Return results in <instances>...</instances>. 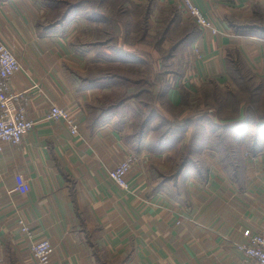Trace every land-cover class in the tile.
I'll use <instances>...</instances> for the list:
<instances>
[{
    "label": "crops",
    "instance_id": "obj_1",
    "mask_svg": "<svg viewBox=\"0 0 264 264\" xmlns=\"http://www.w3.org/2000/svg\"><path fill=\"white\" fill-rule=\"evenodd\" d=\"M58 1L64 0H0V40L21 65L12 89L25 93L26 116L37 122L21 143L0 151V264H37L31 244L43 237L54 246L53 264H245L237 244L264 225V145L242 147V179L205 148L204 170L176 185L159 180L166 156L143 148L123 189L109 173L135 153L127 140L131 119L106 114L125 107L146 83L150 90L132 98L148 92L182 106L211 85L230 86L237 64L264 81V35L246 27L264 16V0H193L222 32L202 29L186 13L198 31L180 71L155 47L124 41L112 51L111 19L59 11ZM126 4L146 6L148 14L154 5H177L124 1L117 8L124 32L127 14L140 16ZM127 65L142 74L116 69ZM52 105L67 109L77 132L64 118H47Z\"/></svg>",
    "mask_w": 264,
    "mask_h": 264
},
{
    "label": "rangeland",
    "instance_id": "obj_2",
    "mask_svg": "<svg viewBox=\"0 0 264 264\" xmlns=\"http://www.w3.org/2000/svg\"><path fill=\"white\" fill-rule=\"evenodd\" d=\"M124 1L126 3L129 0H64L58 1L56 6L59 11L73 9L92 17L105 14L114 22V26L107 28L111 31L107 36V46L109 45L112 51L118 46L123 47L124 41L130 46L147 45L146 49L155 47L161 52L169 68L180 71L188 46L197 34L196 24L177 5H154L149 11L152 19H149L150 14L146 6L139 8L137 5L126 4L127 12H136L140 16L136 18L135 15L127 14L124 32L119 26V23H123L122 18L117 16L118 5ZM155 8L157 14L153 18ZM262 21L264 23V20ZM118 34L121 45H118ZM133 51L135 52V49ZM141 51L148 53V50L143 48ZM116 69L126 75L143 72L140 68L128 65ZM141 88L149 91L151 86L149 83L137 86L131 91L132 96L128 100L130 102L127 101L125 107L117 111V108L111 110L106 115L117 113L119 118L126 116L131 119L127 140L131 143L136 157H139L138 152L143 148L166 156L163 166L166 168L160 171L159 180L170 185H176L179 180L185 181L190 172L204 170L201 160L205 148L218 141L215 135L230 142L228 140L233 137L230 133L233 132L227 127L244 124V121L239 119L244 117L245 110L253 117L264 114V81L250 78L244 69L235 71L230 86L211 85L201 96L182 106H171L162 96L159 101H154V95L148 92L142 93L139 98H132ZM144 100L152 103L144 106ZM250 127L252 128L248 135L242 138L246 142L245 146L255 139V125L251 124ZM235 145L238 148V145Z\"/></svg>",
    "mask_w": 264,
    "mask_h": 264
},
{
    "label": "built area",
    "instance_id": "obj_3",
    "mask_svg": "<svg viewBox=\"0 0 264 264\" xmlns=\"http://www.w3.org/2000/svg\"><path fill=\"white\" fill-rule=\"evenodd\" d=\"M185 13L192 17L195 22L205 30L213 34H220L221 29L209 18H207L200 7L193 0H173ZM199 53V47L194 48ZM20 61L15 53L0 40V151L5 145L19 144L26 133L31 131L36 121L26 116V99L24 92H17L12 89V79L20 69ZM47 118L59 120L66 119L69 122L71 131L77 132L78 125L69 120L67 109L58 105H52L47 113ZM137 157L134 154L112 169L109 173L111 179L123 189L129 188L127 175L132 169ZM19 223L23 232L32 235V229L20 219ZM237 248L244 254L245 264H264V225L254 233L248 241L238 243ZM31 250L37 264H53L52 255L54 246L47 237L32 241Z\"/></svg>",
    "mask_w": 264,
    "mask_h": 264
},
{
    "label": "trees",
    "instance_id": "obj_4",
    "mask_svg": "<svg viewBox=\"0 0 264 264\" xmlns=\"http://www.w3.org/2000/svg\"><path fill=\"white\" fill-rule=\"evenodd\" d=\"M262 20H264V16L263 17L260 16L257 20L252 21L246 27L252 30H257L258 32L264 35V23ZM243 69H244L243 67H240V65L237 64L236 68L231 71L232 76L234 77L235 71L239 72L240 70H243ZM250 78H253V77L251 76ZM142 104L144 106L146 105L145 100L142 101ZM239 121H244V124L242 125L234 124L232 127H227L229 128V130L232 129V132H233V133H230L231 136H233L230 140H228L230 142L221 140L219 138V135H215V138L218 141L209 147V148L216 150L221 155L223 163L225 164V167L233 173L236 179H242V175H243L240 151L242 147L245 146V143H246L243 141L242 138L243 136H246L249 133V130H246L247 127H249L251 124L255 125V139L252 143H249L246 146L249 147L251 150L259 151L264 145V114L256 115L253 117L250 115V113L248 114L245 110L244 117L239 119ZM239 141H243V142L240 143ZM235 144L238 145L237 146L238 148H236Z\"/></svg>",
    "mask_w": 264,
    "mask_h": 264
}]
</instances>
